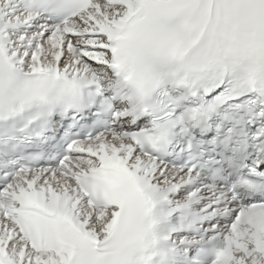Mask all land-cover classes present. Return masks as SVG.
I'll use <instances>...</instances> for the list:
<instances>
[{
  "label": "snow or ice",
  "instance_id": "1",
  "mask_svg": "<svg viewBox=\"0 0 264 264\" xmlns=\"http://www.w3.org/2000/svg\"><path fill=\"white\" fill-rule=\"evenodd\" d=\"M0 264H264V0H0Z\"/></svg>",
  "mask_w": 264,
  "mask_h": 264
}]
</instances>
